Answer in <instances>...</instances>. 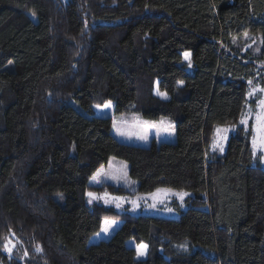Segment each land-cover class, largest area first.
Returning <instances> with one entry per match:
<instances>
[{
	"label": "trees",
	"instance_id": "trees-1",
	"mask_svg": "<svg viewBox=\"0 0 264 264\" xmlns=\"http://www.w3.org/2000/svg\"><path fill=\"white\" fill-rule=\"evenodd\" d=\"M253 84L264 86V0H0V264H264V168L241 124ZM72 101L167 119L177 140L127 145L112 118ZM229 125L220 154L215 129ZM111 158L129 164L136 193H191L187 209L173 220L90 206L89 192L132 195L91 184ZM106 219L122 225L89 245Z\"/></svg>",
	"mask_w": 264,
	"mask_h": 264
},
{
	"label": "rangeland",
	"instance_id": "rangeland-1",
	"mask_svg": "<svg viewBox=\"0 0 264 264\" xmlns=\"http://www.w3.org/2000/svg\"><path fill=\"white\" fill-rule=\"evenodd\" d=\"M33 20H36L34 15L31 16ZM185 54V53H184ZM190 54V53H189ZM184 59L185 56L183 55ZM191 58V54L186 62H189ZM189 72L193 74V70L189 69ZM252 83V82H251ZM260 89H264V86L261 85H252L251 91L253 92L252 96H249V102L246 105L247 110L242 119L247 120L246 126L249 122L253 124V136L258 135L255 132L256 126V114L260 111L258 108V100L264 99V92L260 91ZM158 89H156L157 92ZM163 93V92H161ZM166 94V93H165ZM167 95V94H166ZM159 96V95H158ZM163 100H168L169 96L167 95V99L162 98ZM257 103L256 106L254 104ZM109 104V103H108ZM106 104V105H108ZM71 105L75 110L84 114L87 117L95 116L98 118H112L113 120V129L112 134L114 137L127 145L130 146H138L141 148H149L153 141L156 142L157 145H161L162 143H175L177 140L175 126L172 122L165 119L163 122L160 121H149L143 118L137 117L136 115L129 116H119L115 113V105L111 103L110 107H106V105L99 106L96 105L93 107L92 114L89 115L77 102L72 101ZM140 123H137L139 122ZM167 122L168 125L165 126L163 123ZM245 125V124H243ZM217 128H228L227 139L222 141L223 143V151L219 149V147L214 148V143L218 142V136L216 134ZM215 129V134L212 140V148L217 150L220 154H225L227 151L228 143L233 134H235L238 130L237 126L229 125V126H218ZM249 129V127H247ZM124 133L121 135L120 133ZM141 137H146L142 139ZM253 139V138H252ZM253 148V146H252ZM254 151V150H253ZM255 157L260 159L264 152L259 150L255 151ZM261 160V159H260ZM263 168H264V162ZM103 174H101L97 179L100 181L99 183L91 180L92 185H102L105 183H112L116 186L127 187L129 191L132 193L131 196H113L109 194H94L95 199H91L88 197V204L92 206L93 204H104L105 206L114 207L120 213H129L133 216H151L156 218L163 219H179L180 214L178 212L179 209L186 210L187 199L192 195L188 192H182L172 189H161L165 191L154 192L151 194H140L136 193L138 190L139 183L135 180H132L129 177V164L118 158H111L109 164L106 167H103ZM170 190V191H168ZM179 194H183V199ZM107 201V202H106ZM133 201L135 204H133ZM115 223L109 228L108 232L105 233L103 231L105 227V220L103 221L101 230L95 234L89 242V245L98 244L103 241H109L115 232L121 227L122 222L118 220H111ZM10 246L13 248L14 243L10 241ZM130 248H134L137 251V246L140 245L136 243L134 240L129 241ZM146 245L145 243H142ZM190 251V247L186 244L181 246L178 249V252L186 253ZM148 256V246L146 249V254L144 256H139L137 252V260H145Z\"/></svg>",
	"mask_w": 264,
	"mask_h": 264
},
{
	"label": "snow or ice",
	"instance_id": "snow-or-ice-1",
	"mask_svg": "<svg viewBox=\"0 0 264 264\" xmlns=\"http://www.w3.org/2000/svg\"><path fill=\"white\" fill-rule=\"evenodd\" d=\"M245 35H247V33H245ZM189 53H185L184 56H185V59H187L189 57ZM191 66V65H189ZM249 83H251V81H249ZM260 91L264 92V89H260ZM157 95L161 96L162 98H165L167 99V95L165 93H161L159 90H157L156 92ZM253 95V92H250L249 93V96H252ZM111 106V103L109 102L108 105H106V107H110ZM258 108L260 109V111L256 114V126H255V132L258 134L256 136H253V139H252V146H253V150L254 152L259 150L261 152H264V99H260L258 100ZM241 124H247V120L246 119H242L241 120ZM229 131L228 128H217L216 129V134L218 136V142L217 143H214L213 147L216 148V147H219V149L221 151H223V143L222 141L226 140L227 139V132ZM121 135H123L124 133H120ZM142 139H145L146 137H141ZM261 159V162H264V155H262L260 157ZM101 174H103V169H101L100 171H98L93 177H92V180L99 183L100 181L97 179V177H99ZM160 191H165V190H161V189H157V192H160ZM170 191V190H168ZM181 196V199H183V194H179ZM88 196L90 197V201L91 202V199H95L96 197L94 196L93 193L89 192L88 193ZM107 202V201H106ZM133 204H135V202L133 201ZM115 222L114 221H109V220H105V227L103 229V231L105 233L108 232L109 228L114 224ZM10 241L9 242H6L4 244V250L6 252L9 253V255H11L12 253V247L10 246ZM146 249H147V245H144V244H140L137 246V252H138V255L139 256H144L146 254ZM38 251H40V249L38 248L37 249Z\"/></svg>",
	"mask_w": 264,
	"mask_h": 264
},
{
	"label": "crops",
	"instance_id": "crops-1",
	"mask_svg": "<svg viewBox=\"0 0 264 264\" xmlns=\"http://www.w3.org/2000/svg\"><path fill=\"white\" fill-rule=\"evenodd\" d=\"M160 122H163V120H161ZM137 123H140V121L139 122H137ZM165 126H167L168 125V123L167 122H165V123H163Z\"/></svg>",
	"mask_w": 264,
	"mask_h": 264
}]
</instances>
